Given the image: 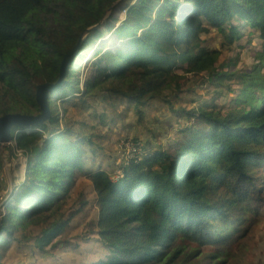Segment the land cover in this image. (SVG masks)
I'll use <instances>...</instances> for the list:
<instances>
[{
	"label": "trees",
	"instance_id": "1",
	"mask_svg": "<svg viewBox=\"0 0 264 264\" xmlns=\"http://www.w3.org/2000/svg\"><path fill=\"white\" fill-rule=\"evenodd\" d=\"M118 1L0 0V118L41 114L38 86L59 79L66 55ZM161 3H128L121 26L107 23L117 36L115 53L100 44L96 76L88 82L85 98L66 99L74 89L76 58L95 46L94 38L102 39V29L87 38L70 65L65 87L50 93V124L59 126L60 120L51 98L63 93L56 100L64 99L66 115L73 108L89 109L98 127L116 123L119 107H114L125 105L143 118L159 99H166L178 119L188 113L189 125L167 146L124 158L117 167L111 163L114 157L103 166L111 145L98 128H84L83 140L77 142L73 130L51 131L45 124L19 132L22 127L14 126L13 138L29 164L27 180L8 206L0 249L7 250L9 239L18 242L15 231L29 239L40 228L31 247L54 258L63 252L66 257L56 258L58 264H230L236 247L257 233L264 221V50L251 72L225 70L217 65L223 52L202 48L200 31L209 23L232 43L247 26L264 41V0ZM177 68L214 84L217 92L199 106L185 102L183 95L193 90L184 88L185 76ZM232 81L238 88H232ZM103 87L106 95L94 101ZM223 88L235 106L214 102L226 95ZM82 175L87 181H81ZM91 200L97 216L78 232L73 222L86 219L84 205ZM22 206L28 211L19 210ZM94 244L101 249L90 260L86 255Z\"/></svg>",
	"mask_w": 264,
	"mask_h": 264
},
{
	"label": "rangeland",
	"instance_id": "2",
	"mask_svg": "<svg viewBox=\"0 0 264 264\" xmlns=\"http://www.w3.org/2000/svg\"><path fill=\"white\" fill-rule=\"evenodd\" d=\"M138 0H124L118 7L113 10V20L107 19L106 25L102 26L103 37L97 40L94 38L95 46L87 48L81 53V56L76 58L75 68H73L74 76L71 82H73L74 89L71 90L70 96L66 99L75 97L77 99L85 98L87 84L93 80L96 76V62L98 58L97 52L100 50V44L104 45V50H110L115 53L117 44V36L113 35L109 25L121 26L126 19L124 8L126 4H132ZM182 2V1H181ZM124 3V4H123ZM183 3H185L183 1ZM164 4L161 3V5ZM156 14V13H155ZM155 16V15H154ZM107 23H110L107 25ZM147 28V27H146ZM143 28L139 31L142 34L146 29ZM242 37L240 40H235L230 43L224 37V34L220 30L214 28L209 23H206L200 31L204 43L202 48L204 49H219L223 52V57L218 61L217 65L223 66L225 70H235L236 68L243 70L244 72H251L254 68L257 56L262 50H264V41L260 38L258 32L254 31L251 27L244 26L242 29ZM104 51V52H106ZM232 60V63L230 62ZM183 69H176V73L184 75L182 83L185 89L193 90L192 93H185L183 98L185 102L192 104V106H199L204 104L208 100V96L211 92H217V87L214 84H203V78H195L190 73H184ZM206 76V74H204ZM203 75V76H204ZM190 78L191 79L190 81ZM69 81V80H68ZM190 81V82H189ZM209 82V81H208ZM236 82L232 81V88H238ZM117 88L123 86L119 81L115 84ZM110 88V87H108ZM107 87H103L94 93L93 100H100L106 95ZM226 95H222L221 98L217 97L214 102L220 103V107L226 104L229 107L236 105V101L232 100V94L226 88H223ZM57 97H52L51 101L56 102L55 108L57 109V115H59V126L51 125V131L57 130L61 132H67L73 130V138L77 142L83 140V131L89 129L91 132L100 130L102 134H107L106 137L110 139L111 149L108 150L105 155V161L103 166L107 167L108 163L114 157V161L111 163L116 166L117 162L121 163L124 158L131 159L134 155L145 154L154 152L168 145L169 141H173L174 135H178L179 132L189 125L188 113H184L183 117L178 119L173 111L167 104L166 99H159L152 105L146 108L145 117L141 118L133 109L127 110L125 105L114 107V111L119 113V119L117 117L116 123H108L107 126L98 127L99 121L91 116L89 109L81 110L73 108L69 115L65 114L62 103L64 99L57 101L58 97L63 96V93H57ZM169 96L172 98V94L169 91ZM167 98V96H166ZM65 99V100H66ZM231 99V100H230ZM175 102L174 106L177 109L182 110L184 107H180L178 102ZM213 102V100H212ZM186 111V109H184ZM189 111H193L190 108ZM112 114V113H110ZM19 132H31L38 130V127L33 126H21ZM49 137V136H48ZM105 137V138H106ZM105 140V139H104ZM1 160L2 165L0 167V236L3 235L2 228L5 218L8 217V206L12 199L17 195L21 186L26 182L27 176L22 175L24 167L29 164V157L25 156L22 151L18 150L16 141L14 140L10 144L1 145ZM117 167V166H116ZM93 169V167H89ZM27 172V169H26ZM122 172H118L115 176V180L118 181L119 175ZM85 175H82L81 181L85 180ZM89 179V178H86ZM89 191V190H88ZM91 191H89V194ZM92 195V194H91ZM76 200V197L73 198ZM95 201H90L84 207L89 211L86 219L82 220L80 217L75 219L73 226H77L78 232L84 230L90 222L96 218V209H91ZM96 208V207H95ZM21 211H28V207L22 206L19 208ZM40 228L34 232L31 238H23V234L20 230L15 231L18 242L11 243L9 239V246L6 249H0V255L2 256L0 264H58L56 258L66 257L63 252H58L57 256H43L38 254L32 249V245L35 243L37 236L40 234ZM6 236V235H5ZM11 243V244H10ZM93 244V243H92ZM87 245H83L81 249H85ZM101 249L99 244H94L90 249V253L86 255L90 260L98 258L96 252ZM68 260H71L68 258ZM59 264H79L78 262H62ZM230 264H264V221L259 225L257 233L250 239L245 246H237L236 252Z\"/></svg>",
	"mask_w": 264,
	"mask_h": 264
},
{
	"label": "water",
	"instance_id": "3",
	"mask_svg": "<svg viewBox=\"0 0 264 264\" xmlns=\"http://www.w3.org/2000/svg\"><path fill=\"white\" fill-rule=\"evenodd\" d=\"M123 1L124 0H119L117 3H115L111 10L107 12L106 16L99 24L89 28L83 33L81 40L66 55L63 61V66L59 79L54 83H45L38 86L37 101L42 109L41 114L34 116L24 114H7L0 118L1 145L10 144L14 141L12 134L14 126H38L50 124L52 118L54 117V112L50 104V93H55L65 87L69 78L70 65L73 59L78 55V53L82 49L84 42L94 31L106 25V21L112 16L113 10L118 7V5H120Z\"/></svg>",
	"mask_w": 264,
	"mask_h": 264
},
{
	"label": "bare ground",
	"instance_id": "4",
	"mask_svg": "<svg viewBox=\"0 0 264 264\" xmlns=\"http://www.w3.org/2000/svg\"><path fill=\"white\" fill-rule=\"evenodd\" d=\"M25 169H23V172H22V175L25 176V173H26V169L27 167H24ZM25 172V173H24Z\"/></svg>",
	"mask_w": 264,
	"mask_h": 264
}]
</instances>
